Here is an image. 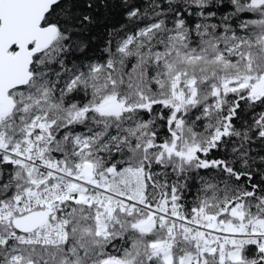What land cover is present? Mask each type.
Returning a JSON list of instances; mask_svg holds the SVG:
<instances>
[{"label": "snow or ice", "instance_id": "snow-or-ice-1", "mask_svg": "<svg viewBox=\"0 0 264 264\" xmlns=\"http://www.w3.org/2000/svg\"><path fill=\"white\" fill-rule=\"evenodd\" d=\"M0 264H264V0H0Z\"/></svg>", "mask_w": 264, "mask_h": 264}]
</instances>
